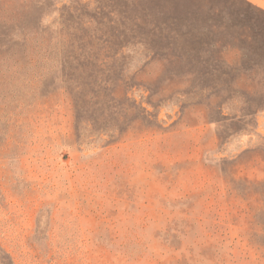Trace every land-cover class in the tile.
<instances>
[{"label":"rangeland","instance_id":"obj_1","mask_svg":"<svg viewBox=\"0 0 264 264\" xmlns=\"http://www.w3.org/2000/svg\"><path fill=\"white\" fill-rule=\"evenodd\" d=\"M130 1L0 0V264H264V12Z\"/></svg>","mask_w":264,"mask_h":264},{"label":"trees","instance_id":"obj_2","mask_svg":"<svg viewBox=\"0 0 264 264\" xmlns=\"http://www.w3.org/2000/svg\"><path fill=\"white\" fill-rule=\"evenodd\" d=\"M106 1H108L109 3H115V2H120V5H118V7H120V8H124L125 6H128V4H130L131 3V1L130 0H106ZM244 2H245V5L250 9V10H254V11H261V12H264V9L263 8H261V7H259L258 5H256V4H254V3H252L251 1H249V0H244ZM203 7H206L205 5L204 6H202V4L201 5H199V6H197V5H192V9L191 8H189L190 10L189 11H193V10H195V11H200V10H203L202 8ZM160 9H161V7H159ZM217 10H219V9H217ZM163 11V9H161V14H162V16H161V18L160 19H162L163 21L164 20H166V19H177V20H183V16H181V15H179V14H177V13H172V14H170V15H168V14H165V13H163L162 12ZM123 13H124V11H123ZM202 20L204 19V18H202V17H200ZM190 19H192V20H194V19H199V15H195V14H193V15H190ZM215 18L214 17H208V20H214ZM166 22H167V20H166ZM202 30H204V29H202ZM159 32H165V34H170V33H173V34H175V35H180V36H186V35H190V37L188 38V40H189V45L187 44L186 46H185V49H183L184 50V52H185V54H189V53H194L195 55H201V53H202V51H203V46H202V43L201 42H198L201 38H199V36L197 37H195V39H194V35H195V32H196V30H191V31H186V32H180L179 30H174V32H166V30H160ZM234 35H236V34H234ZM169 39V38H168ZM194 40H197V42L195 41L194 42ZM196 43V44H195ZM175 48V47H174ZM175 55V54H174ZM63 72V71H62ZM73 75V74H72ZM63 81H64V83H66V84H75V83H77L78 82V80L76 79V78H74V76H70V75H68V74H66V73H64L63 74ZM206 86H210V85H206ZM203 88H205V86L203 87ZM105 129H107V127H104ZM45 240L44 239H40V241H36L35 242V245L33 244V243H29V247L31 248V249H33V251H38V248H39V246H38V243L37 242H41V243H43ZM40 243V244H41ZM99 244V243H98ZM102 245H98V247L97 248H99V247H101ZM98 255H99V253H98ZM101 257H102V255H100ZM35 257L37 258V260L39 259V256H38V253L35 255Z\"/></svg>","mask_w":264,"mask_h":264},{"label":"crops","instance_id":"obj_3","mask_svg":"<svg viewBox=\"0 0 264 264\" xmlns=\"http://www.w3.org/2000/svg\"><path fill=\"white\" fill-rule=\"evenodd\" d=\"M249 1L264 9V0H249Z\"/></svg>","mask_w":264,"mask_h":264}]
</instances>
